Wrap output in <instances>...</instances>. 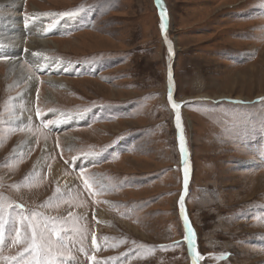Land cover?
<instances>
[{
    "label": "rangeland",
    "instance_id": "1",
    "mask_svg": "<svg viewBox=\"0 0 264 264\" xmlns=\"http://www.w3.org/2000/svg\"><path fill=\"white\" fill-rule=\"evenodd\" d=\"M1 60L0 264L32 260L12 243L16 228L30 240L21 216L64 264H192L181 193L199 264H264V0H23L0 23Z\"/></svg>",
    "mask_w": 264,
    "mask_h": 264
},
{
    "label": "snow or ice",
    "instance_id": "2",
    "mask_svg": "<svg viewBox=\"0 0 264 264\" xmlns=\"http://www.w3.org/2000/svg\"><path fill=\"white\" fill-rule=\"evenodd\" d=\"M160 0H157V3H159ZM83 11L82 8L76 9L73 11H66L62 13H57L61 18L68 17V18H75L78 16V14ZM166 11L161 10V31L166 32ZM0 23H3V19L0 18ZM166 43H168L167 40H165ZM169 54H172V48L169 43ZM36 55H39L38 53ZM67 71V69H65ZM172 87H173V76L172 72H169V78H168V89H169V103L171 104V107L174 110H178L181 107L180 103H177L174 99L173 93H172ZM188 103V102H185ZM37 116H42L43 114L41 113V110L39 108L36 109ZM61 116H64V113L60 114ZM59 121H48V123L44 124L45 127H48L49 124H55L58 123ZM176 127L177 129L181 132L179 136V149L180 152L183 155L186 153V142L184 139V136L182 134V123H181V117L179 111L176 112ZM23 130V129H21ZM94 155V153H85V159L87 157ZM98 155V154H95ZM75 159V158H74ZM184 163V168H183V173H184V187H185V192L187 191L188 183H189V167H188V162L187 160H183ZM81 179L83 181V186L85 189H87L90 193H92V186H93V178L86 172V169L84 167H81ZM99 190H102L99 189ZM184 199H185V193H181V198L179 201L180 204V215L183 218V223L185 226V236L184 240L187 242L188 245V250L191 252V261L192 264H199L200 260L203 259L202 254L197 252L196 249V236L193 231V229L190 227V221L187 219L185 215V208H184ZM19 208H23L22 205H17ZM0 213H2V209H0ZM35 215V214H33ZM25 221H28L26 227L27 230H31V237L30 240L27 239V237H22L21 234V229L16 228L15 229V239H13L12 243L13 244H20L22 242L28 243V247L24 248L23 252L20 253V257L22 258L25 253H28L29 255L32 256L31 261H25L24 264H64L65 259H72L71 255L68 254V256H65L63 252H56L53 251V245L50 243L48 240H45L43 238V234L41 233L40 235V242H37V225L33 223L28 216H21L20 223L21 225L25 224ZM7 223V221L4 220L3 215L0 214V242H3L4 240V226ZM55 235V233H53ZM180 242H175L174 245L171 246H162V247H173V246H179ZM93 247H96V240H95V235L93 234ZM83 251V249H80ZM227 254H222L221 259L226 258ZM6 260H15L16 257H11V258H5ZM90 259L94 260L95 257H91Z\"/></svg>",
    "mask_w": 264,
    "mask_h": 264
},
{
    "label": "bare ground",
    "instance_id": "3",
    "mask_svg": "<svg viewBox=\"0 0 264 264\" xmlns=\"http://www.w3.org/2000/svg\"><path fill=\"white\" fill-rule=\"evenodd\" d=\"M22 2H23V0L21 2H20V0H0V7H2L1 14H0V18H2V19L5 18V19H11L12 20V15H15L17 13V10H18V8L20 6V3H22ZM16 23L17 22H15V25H16ZM35 28L36 27H34L32 29L33 32H34V30H36V32L38 33L37 29H35ZM18 35H22L21 31H19L17 34L14 35L15 39H18ZM34 38H36V37H34ZM54 44H55L54 41L53 42L52 41L49 42V41H42L41 39H39V40H37V39H35V40L31 39V44L29 46H30L31 49L36 50V49H42V48L45 49V48H48V46H50V45L53 46ZM9 68L10 69L7 70V71H9L8 72L9 78H11L13 80L14 79L20 80V81H22V80H24V79L27 78L26 77L27 76V73L25 71L26 69L23 70L24 69L23 66H21L19 64L12 63V64L9 65ZM34 82H35V80H34ZM32 87H33V81H31V82L28 83V85H27V91L29 89H31ZM50 96H53V94H51ZM62 172L63 171L60 169V167L58 165H56L55 168H54V171H53V174H54L55 179L58 181V183H63L64 182V183H68L69 184L70 181H71V180H69L70 178L66 179L65 175H63Z\"/></svg>",
    "mask_w": 264,
    "mask_h": 264
},
{
    "label": "trees",
    "instance_id": "4",
    "mask_svg": "<svg viewBox=\"0 0 264 264\" xmlns=\"http://www.w3.org/2000/svg\"><path fill=\"white\" fill-rule=\"evenodd\" d=\"M0 63H3L2 61H0ZM6 229V228H5Z\"/></svg>",
    "mask_w": 264,
    "mask_h": 264
},
{
    "label": "water",
    "instance_id": "5",
    "mask_svg": "<svg viewBox=\"0 0 264 264\" xmlns=\"http://www.w3.org/2000/svg\"><path fill=\"white\" fill-rule=\"evenodd\" d=\"M189 220V219H188Z\"/></svg>",
    "mask_w": 264,
    "mask_h": 264
}]
</instances>
